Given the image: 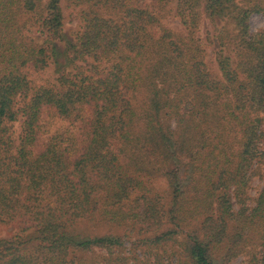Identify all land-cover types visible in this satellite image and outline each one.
<instances>
[{"label": "trees", "instance_id": "16d2710c", "mask_svg": "<svg viewBox=\"0 0 264 264\" xmlns=\"http://www.w3.org/2000/svg\"><path fill=\"white\" fill-rule=\"evenodd\" d=\"M256 14L0 0V264H264Z\"/></svg>", "mask_w": 264, "mask_h": 264}, {"label": "rangeland", "instance_id": "374dc122", "mask_svg": "<svg viewBox=\"0 0 264 264\" xmlns=\"http://www.w3.org/2000/svg\"><path fill=\"white\" fill-rule=\"evenodd\" d=\"M172 24L175 26V27H179V24H178V21L177 20H173L172 21ZM75 23H71L68 25L67 29L66 30H70L72 29L73 27H75ZM250 25H251V29L253 32H257L261 29H264V16L263 15H260V14H256V15H253L251 20H250ZM203 34L205 33V28H203ZM214 56L211 54L209 59H211L212 61V66L214 68H216V62L215 60L213 59ZM215 62V63H214ZM47 74L44 76L45 80H47L48 78H54L55 75H53V72L52 70H47L46 72ZM56 123H58V121H56ZM58 124H61V123H58ZM62 125V124H61ZM60 125H57V127H59ZM47 138L46 137H41L40 139V142L37 146V151H42L43 148L45 147V144L47 142ZM162 183V182H161ZM264 187V167H262V176H257L253 182L251 183V186H250V189H249V194L251 195V197L254 199L256 198L258 195H259V192L263 189ZM18 230L17 226L16 227H7V228H3L2 229V236L8 238V237H11L16 231ZM127 246L130 247V243H127Z\"/></svg>", "mask_w": 264, "mask_h": 264}]
</instances>
